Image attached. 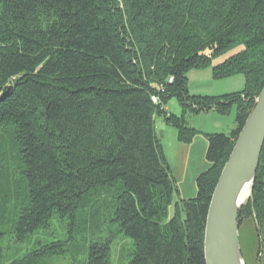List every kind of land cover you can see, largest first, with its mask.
Returning <instances> with one entry per match:
<instances>
[{
	"label": "trees",
	"instance_id": "trees-1",
	"mask_svg": "<svg viewBox=\"0 0 264 264\" xmlns=\"http://www.w3.org/2000/svg\"><path fill=\"white\" fill-rule=\"evenodd\" d=\"M236 47L212 75L241 91L188 92V70ZM263 84L264 0H0V264H205L210 197ZM233 106L235 127L205 134L195 197L174 201L155 119L189 143L187 113ZM247 219L263 236L264 142L238 239Z\"/></svg>",
	"mask_w": 264,
	"mask_h": 264
},
{
	"label": "rangeland",
	"instance_id": "rangeland-1",
	"mask_svg": "<svg viewBox=\"0 0 264 264\" xmlns=\"http://www.w3.org/2000/svg\"><path fill=\"white\" fill-rule=\"evenodd\" d=\"M240 47L232 48L225 53L214 57L210 64L200 69H190L187 71V90L193 95L218 96L233 92L241 91L244 87V77L241 74H234L224 78H214L212 75V67L222 62L228 56L236 53ZM168 79V78H167ZM168 111L174 115L180 116L181 111L175 98H171L167 104ZM200 111L196 115L184 116L189 128L195 130L190 143H182L177 141V130L172 126L164 123L161 117H157L154 122L155 133L162 145L165 159L170 167L171 173L175 178L177 193L174 194V201L180 199L193 198L196 195V176L205 171L209 164L205 160L207 141L205 134H228L235 127V107L233 106L227 115H219L209 110ZM179 144L185 148L188 153V161L186 166L181 167L175 162V156ZM187 146L188 148H186ZM63 221V219H62ZM69 218L63 222V227H57L58 231H62L67 235V223ZM60 223V222H59ZM260 240H263L260 244ZM123 240L117 241L112 248V257L114 260L119 259L121 245ZM26 244L19 245V252H23ZM239 246L242 258L245 264H264V235L258 237L253 221L244 220L239 229ZM10 248L17 246L13 243ZM127 261V260H126ZM123 262L124 264L126 263ZM59 264H65L61 262Z\"/></svg>",
	"mask_w": 264,
	"mask_h": 264
},
{
	"label": "water",
	"instance_id": "water-1",
	"mask_svg": "<svg viewBox=\"0 0 264 264\" xmlns=\"http://www.w3.org/2000/svg\"><path fill=\"white\" fill-rule=\"evenodd\" d=\"M264 142V84L224 163L206 211L205 264H245L239 247L237 214L250 198Z\"/></svg>",
	"mask_w": 264,
	"mask_h": 264
},
{
	"label": "crops",
	"instance_id": "crops-1",
	"mask_svg": "<svg viewBox=\"0 0 264 264\" xmlns=\"http://www.w3.org/2000/svg\"><path fill=\"white\" fill-rule=\"evenodd\" d=\"M165 110H167L168 111V107L167 106H165ZM210 112H212V113H216L215 111H213L212 109L211 110H209ZM169 112V111H168ZM205 112H207V111H205ZM175 138H176V136H175ZM190 143V142H189ZM186 148H188L187 146H185ZM189 149V148H188ZM186 151L187 150H185V148H183L180 144H179V146H178V148H177V153H176V156H175V162L179 165V166H181V167H184V166H186V163H187V161H188V157H189V155H188V153H186ZM167 162V161H166Z\"/></svg>",
	"mask_w": 264,
	"mask_h": 264
},
{
	"label": "built area",
	"instance_id": "built-area-1",
	"mask_svg": "<svg viewBox=\"0 0 264 264\" xmlns=\"http://www.w3.org/2000/svg\"><path fill=\"white\" fill-rule=\"evenodd\" d=\"M171 81H172V78H168V79H167V83H170ZM159 88H161V86H160ZM160 90H161V89H160ZM150 99H151V102H152L153 104H157V103H158V98H157L156 95H151V96H150Z\"/></svg>",
	"mask_w": 264,
	"mask_h": 264
}]
</instances>
